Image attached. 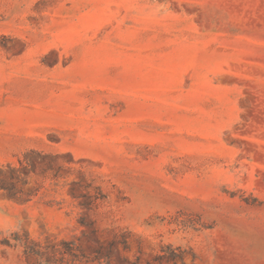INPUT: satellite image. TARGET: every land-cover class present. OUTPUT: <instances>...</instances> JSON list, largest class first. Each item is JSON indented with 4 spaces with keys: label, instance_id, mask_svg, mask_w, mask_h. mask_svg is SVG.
<instances>
[{
    "label": "rangeland",
    "instance_id": "374dc122",
    "mask_svg": "<svg viewBox=\"0 0 264 264\" xmlns=\"http://www.w3.org/2000/svg\"><path fill=\"white\" fill-rule=\"evenodd\" d=\"M0 264H264V0H0Z\"/></svg>",
    "mask_w": 264,
    "mask_h": 264
},
{
    "label": "trees",
    "instance_id": "16d2710c",
    "mask_svg": "<svg viewBox=\"0 0 264 264\" xmlns=\"http://www.w3.org/2000/svg\"><path fill=\"white\" fill-rule=\"evenodd\" d=\"M176 258H180V255L174 253V254L168 256L167 260L168 261H170V260L173 261V260H176Z\"/></svg>",
    "mask_w": 264,
    "mask_h": 264
}]
</instances>
